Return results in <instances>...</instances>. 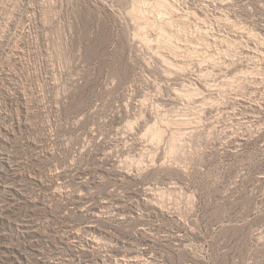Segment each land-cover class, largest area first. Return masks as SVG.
<instances>
[{
    "label": "rangeland",
    "instance_id": "1",
    "mask_svg": "<svg viewBox=\"0 0 264 264\" xmlns=\"http://www.w3.org/2000/svg\"><path fill=\"white\" fill-rule=\"evenodd\" d=\"M0 264H264V0H0Z\"/></svg>",
    "mask_w": 264,
    "mask_h": 264
},
{
    "label": "bare ground",
    "instance_id": "2",
    "mask_svg": "<svg viewBox=\"0 0 264 264\" xmlns=\"http://www.w3.org/2000/svg\"><path fill=\"white\" fill-rule=\"evenodd\" d=\"M159 3H160V2H159ZM161 4H162V3H161ZM165 4H166V3H165ZM168 6H169V5H168ZM157 7H158V6H157ZM161 7H162V5H161ZM140 8H141V7H140ZM140 8H139V9H140ZM154 8H155V7H154ZM137 9H138V8H137ZM164 9H165V8H164ZM170 9H171V8H170ZM140 10H141V9H140ZM140 10H139V11H140ZM176 11H177V10H176ZM155 12H156V11H155ZM135 13H136V12H135ZM139 13H140V12H139ZM141 13H143V12H141ZM159 13H160V12H159ZM169 13H170V12H169ZM177 13H178V11H177ZM143 14H144V13H143ZM173 14L176 15L175 13H173ZM139 15H140V14H139ZM170 15H171V14H170ZM135 16H136V15H135ZM137 16H138V15H137ZM161 17H162V16H161ZM189 17H190V16H189ZM159 18H160V16H159ZM162 18H163V17H162ZM162 18H161V19H162ZM177 19H178V18H177ZM183 20H184V19H183ZM149 21H150V20H149ZM188 21H189V20H188ZM188 21H187V22H188ZM160 22H161V21H160ZM176 23H177V21H176ZM181 23H182V22H181ZM172 25H173V24H172ZM156 26H158V25H156ZM146 27H147V26H146ZM161 27H162V26H161ZM167 28H168V27H167ZM142 29H143V28H142ZM155 29H157V27H156ZM161 30H163V29H161ZM141 31H142V30H141ZM154 32H155V31H154ZM236 32H237V31H236ZM160 33H161V32H160ZM167 33H168V32H167ZM180 33H181V32H180ZM206 33H207V32H206ZM141 34H142V33H141ZM208 34H209V33H208ZM159 35H160V34H159ZM165 35H166V34H165ZM165 35H164V37H165ZM180 35H181V34H180ZM206 35H207V34H206ZM157 36H158V34H157ZM173 36H174V35H173ZM175 36H176V35H175ZM171 37H172V36H171ZM203 37H204V36H203ZM161 38H162V37H161ZM168 38H169V37H168ZM177 38H178V37H177ZM162 40H163V39H162ZM191 40H192V39H191ZM191 40H190V41H191ZM219 40H222V39H219ZM172 41H173V40H172ZM190 41H189V42H190ZM197 41H198V40H197ZM217 41H218V40H217ZM168 42H169V41H168ZM184 42H186V41H184ZM189 42H188V43H189ZM202 43H203V42H202ZM190 45H191V44H190ZM203 45H204V44H203ZM222 45H223V44H222ZM224 45H225V44H224ZM192 46H193V45H192ZM195 46H196V45H195ZM198 46H199V45H198ZM236 46H237V45H236ZM189 47H190V46H189ZM186 48H187V47H186ZM199 48H200V46H199ZM175 49H176V48H175ZM178 49H179V48H178ZM232 49H233V48H232ZM196 51H197V50H196ZM178 52H179V50H178ZM169 53H170V52H169ZM194 53H195V52H194ZM174 54H176V51L174 52ZM184 54H185V53H184ZM195 54H196V53H195ZM172 55H173V54H172ZM179 55H180V54H179ZM179 55H178V56H179ZM192 55H193V54H192ZM176 56H177V54H176ZM189 56H190V55H189ZM199 56H200V55H199ZM259 56H260V54H259ZM178 58H179V57H178ZM196 58H197V56H196ZM188 59H189V58H188ZM198 59H199V58H198ZM201 59H202V58H201ZM189 60H190V59H189ZM194 60H195V59H194ZM190 61H191V60H190ZM196 63H197V62H196ZM202 64H203V63H202Z\"/></svg>",
    "mask_w": 264,
    "mask_h": 264
}]
</instances>
